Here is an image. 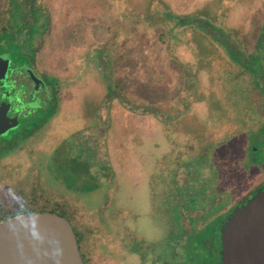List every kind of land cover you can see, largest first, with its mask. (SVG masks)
Here are the masks:
<instances>
[{
    "label": "rangeland",
    "instance_id": "obj_1",
    "mask_svg": "<svg viewBox=\"0 0 264 264\" xmlns=\"http://www.w3.org/2000/svg\"><path fill=\"white\" fill-rule=\"evenodd\" d=\"M30 1L42 30L21 49L37 50L61 103L44 126L43 114L28 122L29 138L17 129L0 143L4 214L57 210L95 235L120 210L145 263L163 264L185 255L176 230L191 238L264 188V94L245 66L264 44V0H0V28ZM2 48L0 58L18 60L10 42ZM151 191H165L166 206L182 192L184 212H196V198L206 211L193 231L179 208L178 220L157 223ZM168 235L161 259L153 242Z\"/></svg>",
    "mask_w": 264,
    "mask_h": 264
},
{
    "label": "flooded vegetation",
    "instance_id": "obj_2",
    "mask_svg": "<svg viewBox=\"0 0 264 264\" xmlns=\"http://www.w3.org/2000/svg\"><path fill=\"white\" fill-rule=\"evenodd\" d=\"M39 24V23H38ZM38 27V25H37ZM42 29H34V37L37 36V34ZM24 38V44L27 43V36H29L27 30L24 31L23 34ZM14 42V41H12ZM19 40L15 39L14 42V49L18 50L17 53H15L18 57V60L14 59V55L12 57H9V54H6V52L3 53L4 56L0 58V110H4L5 114H7L6 120L10 121V126L18 127L9 129L7 132H5L4 136L0 137V143H3L5 140V137L9 136L10 134L16 133L17 129L19 131H23L22 134L25 137L29 132L33 133L36 132L35 125L37 123H31L30 125L28 122L33 120L35 116H39L40 114H43L44 120L42 119L41 125L44 126L46 123H49L48 121L51 120L56 112L58 111L60 107V83L58 79L53 75H48L47 73L41 71L39 69V60L37 58V50L32 47V53H29L30 47L23 48L22 44H20ZM5 45V44H2ZM233 50V49H232ZM228 56H232L233 62H235V57L233 55V52L236 53V50L229 51L227 50ZM239 56L244 58V56L240 53H237ZM259 61L261 66L259 67L258 71L256 72V86L260 89L261 93L264 94V44L260 43L257 47V50L254 54ZM250 55L249 57H251ZM247 57V58H249ZM245 59V58H244ZM48 112V113H47ZM46 114V115H45ZM49 117V118H48ZM8 121V122H9ZM247 124V123H246ZM33 125L34 128L31 130V126ZM264 131V125L260 132ZM0 131V133H2ZM252 137V136H251ZM19 145L16 146L18 148ZM253 154L256 152L255 149L251 151ZM262 152L264 153V148L262 149ZM165 168L166 165L164 163L163 166H160V168ZM163 168V169H164ZM166 169V168H165ZM262 189V188H261ZM157 192V193H156ZM151 191V195H158L156 196V199L159 200V211H163V217L159 216V221L161 224H168L171 221L173 222L178 220L177 214L175 212L177 211V208L181 211V215L184 212L183 209V198H182V192L180 193V197L176 201L174 205L166 206L164 204V198L163 195H165V191ZM257 191L254 193L247 195L242 200L237 202L235 205H233V208L229 209L227 213L222 215L224 217L221 227H220V244H221V253H220V264L222 263V257H223V243H222V225L224 221L242 204L251 202L254 198V195ZM190 193V191H188ZM187 193V194H188ZM162 195V196H161ZM171 195V194H170ZM190 198L189 200L193 201V196H188ZM195 200V206L194 209L196 212L193 213H186L184 212V216L189 217V221L186 222L185 226L188 230H192V222L194 219H200L203 217L204 212L206 210L201 209L205 204L202 202L200 205L198 202V199ZM202 206V207H201ZM187 207H189L187 205ZM192 208V207H191ZM4 213L2 209H0V215ZM174 215V218L172 217ZM115 216V227L112 225L109 227L111 229H106V225L102 226L103 223H106L101 221L99 228L95 230V235H93L91 230L81 231L77 229L76 225L74 224V220H71V218L68 217V220L71 222L74 231L76 233L80 251L83 257V260L85 264H135L134 259L136 258L137 263L136 264H147L145 263V256L142 255L139 250L140 247L138 245L136 246V238H138V234L134 232V229L130 228L129 226L122 225V223L125 221L123 218H129V213L122 214L120 213V210L115 209L114 211ZM119 222L121 223L119 225ZM118 223V224H117ZM166 224V225H167ZM217 224V222H212L205 226L202 231L205 230V228L210 227L212 225ZM119 226V228L117 227ZM161 227V225H159ZM170 226V225H168ZM105 229H104V228ZM108 227V226H107ZM193 231V230H192ZM195 234V236H191V238H183L181 230L174 233V241L176 242V245H178L179 250L183 251V242L187 243H193L195 242L198 235L201 233ZM110 234V237H109ZM164 234H166V230L164 231ZM94 237L95 244H92V239ZM173 238V237H172ZM171 236L168 235L167 238H164L162 242H153V247L158 248L160 253V258L164 259L168 253V250H170V245H168V242L172 240ZM171 239V240H170ZM149 243H152L149 241ZM94 246H92V245ZM115 250V254H113V251ZM121 251V252H120ZM118 252L126 254L127 260H121L118 258ZM125 252V253H124ZM170 252V251H169ZM169 254V253H168ZM170 255V254H169ZM123 256V255H122ZM130 257H135L134 259H131ZM173 257H171L172 259ZM132 260V261H129ZM170 259H164L163 264H183L184 257H182L181 252L175 253L173 262Z\"/></svg>",
    "mask_w": 264,
    "mask_h": 264
},
{
    "label": "water",
    "instance_id": "obj_3",
    "mask_svg": "<svg viewBox=\"0 0 264 264\" xmlns=\"http://www.w3.org/2000/svg\"><path fill=\"white\" fill-rule=\"evenodd\" d=\"M6 118L0 110V137L17 128L9 127ZM222 243L221 264H264V188L224 221ZM0 264L85 262L71 222L55 213L36 212L0 222Z\"/></svg>",
    "mask_w": 264,
    "mask_h": 264
},
{
    "label": "trees",
    "instance_id": "obj_4",
    "mask_svg": "<svg viewBox=\"0 0 264 264\" xmlns=\"http://www.w3.org/2000/svg\"><path fill=\"white\" fill-rule=\"evenodd\" d=\"M3 20H4V25L3 27L0 28L1 29L0 41L5 42V45L8 44V42H10V44L14 46L15 39H17L19 40L20 44L23 45L24 31L27 30L29 34V38L30 36L34 35V29H37V25L40 20V15H39V11L35 8L33 4V1H30V4L29 2H24L17 15L13 14L11 9H8L7 15L4 17ZM5 45L0 44V48L3 47L2 49H4ZM229 51H233L232 48ZM233 55L236 56L235 61H239V62L244 61V58L239 56L237 53L233 52ZM245 66L250 70H252L253 72H257L261 64L259 59L255 55H252L245 62ZM29 137L30 135L24 137V139H27ZM16 146L17 145L12 146L13 148L11 149H15ZM258 151L259 150H257L256 152ZM36 212L37 211H32L29 209H21L9 215L2 213L0 215V222L19 215L31 214ZM49 212L58 214L59 216L68 219V216L61 211L52 210ZM223 219L224 217H221V219H219L217 224L205 228V230L198 235L195 242L193 243H187L185 241L183 242V249L185 251L183 264H220V253H221L220 227Z\"/></svg>",
    "mask_w": 264,
    "mask_h": 264
}]
</instances>
